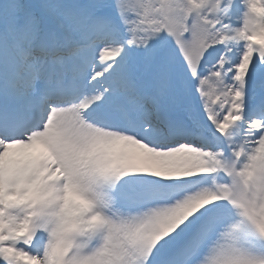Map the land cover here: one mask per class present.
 I'll use <instances>...</instances> for the list:
<instances>
[{
	"label": "snow or ice",
	"instance_id": "6c2138e0",
	"mask_svg": "<svg viewBox=\"0 0 264 264\" xmlns=\"http://www.w3.org/2000/svg\"><path fill=\"white\" fill-rule=\"evenodd\" d=\"M0 264H264V0H0Z\"/></svg>",
	"mask_w": 264,
	"mask_h": 264
}]
</instances>
